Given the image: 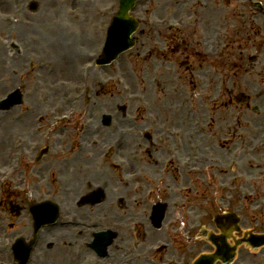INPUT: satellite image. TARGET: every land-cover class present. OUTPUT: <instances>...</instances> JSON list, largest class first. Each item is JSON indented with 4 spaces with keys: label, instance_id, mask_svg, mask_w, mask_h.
Segmentation results:
<instances>
[{
    "label": "rangeland",
    "instance_id": "374dc122",
    "mask_svg": "<svg viewBox=\"0 0 264 264\" xmlns=\"http://www.w3.org/2000/svg\"><path fill=\"white\" fill-rule=\"evenodd\" d=\"M9 3L5 6L2 12H15L16 9H18V6L20 4L21 0H8ZM82 2L85 3V7L81 6L79 4V0H55V1H50V2H44L43 4H40L38 7V11L34 13L29 14V12H16L18 14V19H27L29 21H32L35 24V27L33 31H27L24 30V32L21 35V39L18 40L16 35H17V30L11 31L9 36L4 40V44H6V49H5V54L3 55V58L5 59V64L0 63V98L4 95V93L8 92L12 88H15L16 86L19 87L20 91L24 93V97L26 95V92L28 90H34L35 92L39 88L47 87L49 89L53 87L61 88L58 85V82L60 80L66 81L67 83L72 86L74 84L79 83V79H77L78 75V70L80 67L79 61H76L75 66H73V72L76 73L75 77H70L64 73V71L57 69L53 74H47L44 71H34L29 70L28 71V57L30 52L32 50L30 47L27 46L29 44V41L27 40V36L29 34L31 35H43L49 37L52 41L57 39L61 40L60 37L62 33L59 34L60 32V27L59 25L62 22H67L71 24L70 26V31H66V34L64 35L65 41L67 45V49L71 51V53H74V47H72L70 39H72L71 34L73 32H78L77 30L80 29L78 24L82 23L85 32L93 31L95 30V24H96V19L92 18L91 20H87L85 16V12H87L88 6H90L88 0H81ZM26 3V0H22L21 4L24 6ZM111 4H113V1L110 0H100L97 4H94L95 9L91 10L90 12H107L108 7L110 6L111 9ZM73 7H77L78 13L77 16L74 19H66L65 17V12L64 10L67 11L68 8L73 9ZM80 7V8H79ZM53 9H57L58 12H54ZM43 12V13H42ZM53 15L52 19H49V13ZM110 12V10L108 11ZM44 15V17L42 16ZM103 17V16H102ZM68 20L72 22H68ZM103 23H105V19L102 20ZM51 23L57 27L54 31H49L47 30L48 25L51 26ZM1 24V23H0ZM2 26V27H1ZM9 28L8 26L5 25H0V36L5 35L4 33H8L9 31L7 30ZM78 28V29H77ZM53 32V33H51ZM79 33V32H78ZM99 37V33L97 36V39ZM69 38V39H68ZM15 41L16 44L20 48L21 54L19 56L14 55L15 53L11 48L9 47L10 41ZM142 39H140L139 45H141ZM264 47V45H263ZM138 48V47H136ZM90 50V49H89ZM26 54V57L24 58L23 55ZM57 53L52 52V55H56ZM264 56V55H263ZM262 56V57H263ZM261 58V55H259V59ZM144 59L141 56H138L135 54V50L129 51L126 54L122 55L118 61V65L120 64L121 70L124 74H127L128 78L131 80L129 83L132 85V89L130 90L131 93H138V95L142 98L143 96L141 94L145 93V90H147V83L146 79H144V74L145 70L147 68L144 67L143 71V65L142 61ZM15 61L16 62H24L23 69H22V74L20 76L18 75L17 70L15 71ZM63 62V59L61 60ZM236 65L239 64V61H235ZM148 64V62H146ZM127 67L130 69V72L127 71ZM12 69V70H11ZM108 69V68H107ZM109 70V69H108ZM237 71V70H235ZM133 72H135L133 74ZM232 73V70H231ZM40 74H44V76H47L46 78H43L40 76ZM72 74V73H71ZM104 76H107L110 73V71H104L103 72ZM143 78V79H142ZM242 82V81H240ZM173 83V82H172ZM244 85L247 83L250 88H253L255 85V80H244L242 82ZM67 88V87H66ZM66 88H61V89H66ZM69 88V87H68ZM70 89V88H69ZM183 91H187V89L184 87L182 89ZM245 90L250 93L249 89ZM70 92V90H69ZM67 92L64 91L63 94H56V100H59V98L63 97ZM141 93V94H140ZM219 92H215V96L218 95ZM116 90L111 91V88L109 85H106L105 88H103L102 96L101 98H94V102L92 103V106L90 107L91 109L97 104V109L92 111V117L93 118H100L101 113L105 112H111L114 114L112 117L113 121H117L121 123V120L125 123L126 119L121 118V115L117 111L116 107L117 105H126V99L124 101V95L122 96L120 92H118L117 95ZM37 98L39 99V91L35 93ZM108 95V96H107ZM161 95V104H164L167 99L170 100L168 103L169 105H172L174 101V95L172 96H163ZM211 96V94H210ZM160 98V97H159ZM208 97L204 98L203 101H200L198 98H195L194 101L188 102L191 103L195 106L197 109V122L199 127H203L202 134L197 132L200 131L199 128L194 127L193 121H195V116L191 114L189 111L187 113V117L183 118L182 114H180V109L175 110V114L177 116L178 122H182L183 124V129L190 130V138L193 142L198 143V147L204 148L205 149V154L210 155V150L212 149L213 146L215 145L216 148L214 147L211 150L215 153V156H218L221 159H225L222 163H219V165L223 166L224 164H227V169L228 170H219V171H214L211 166L208 167L207 172H203L199 175H182L180 173H177L176 171L173 170L174 165H171L170 168L168 169L169 172L165 175L162 174L161 172V158L163 156H159L160 158V164L155 165L153 164V157L150 156L146 151H144V141L139 140L138 137L135 134H132L131 137H128L126 139L127 141L131 143V147L128 149L127 145L122 148L120 153L118 154L116 158L120 160H128L130 163V172H136V171H143L145 173H148V176H150V187H146L144 184L143 186L139 185H133L135 190H146L143 191L142 194H140L141 201L137 205V211L138 212H143V215L145 218L143 219V229L146 230L144 232L142 237H138L135 241V246L131 248L129 251L124 252L121 256V259L123 257H133V252L135 254H140L141 250L143 249L146 244L153 243L154 241L158 239H162L161 236V231L160 230H155L153 229L150 231V228L148 227V219H147V214L149 211L148 205L150 202H166L168 204V208L165 211L164 215V220L163 223L166 222L168 219L173 220V230L175 233L182 234V230L186 229L189 224H191L192 227L198 228L197 232L198 233H203L208 230L213 229V225L210 224L212 221V218L216 216L218 212L223 211L220 206L218 207V203H222L225 208H229L237 212V214H242L243 218L246 221V224H255L256 222L259 221V214L257 212H254L256 210L255 203H247L246 205L240 206V202L238 200L241 199L240 196H238L239 189L242 187H245L249 190H254L256 181L259 185L264 184V178L260 179L258 174H262L264 170L261 169V167H264V154L260 155L259 157H256V155L251 154L249 151V147L253 144L255 139L251 138L248 134H245L248 138H246L245 143L243 144L240 139H238L239 135L245 133V130L241 128H237L234 131L236 134H231V135H224L222 138H217L219 134L222 133V124L218 120H211L210 118L213 116L212 109L209 107H206V105L210 106V102L208 103ZM156 102L158 103L159 101ZM129 103V102H128ZM185 103V106L187 109H189V104ZM130 105H134V103H129ZM116 106V107H115ZM215 106H218L215 104ZM80 109H82V106H80ZM218 109V108H216ZM215 109V113H219L218 110ZM17 108L14 107L13 109L11 108L9 111H0V115L3 117L4 114L6 113V118L4 117L2 121L0 120V129L4 128L6 126V129L8 130L11 128V135L8 139H11L13 142L16 141L17 137V130L15 128L16 123L14 120H12L11 116L16 113ZM25 110V109H23ZM135 109H131V115L135 118V124L132 126H128L131 130V133H137V129L141 128L143 125V113L141 112V109L139 112L136 113V110L133 112ZM182 111V110H181ZM218 118L217 116H215ZM121 119V120H120ZM123 123V124H124ZM236 127V126H234ZM103 129H101V132H103ZM110 129V128H109ZM76 134V133H75ZM75 134L68 133L64 135V137H75ZM19 135V134H18ZM223 135V134H221ZM95 138V137H94ZM107 137L105 138H98L96 142H102L105 141ZM137 143H135V142ZM66 145V144H65ZM63 145V147H65ZM244 145L247 146V154L246 157L251 159L252 165H248L247 167H244L242 165V161L238 159L240 156L239 153L241 151V148H244ZM210 147V150L208 149ZM184 151H186L187 147L183 146ZM98 148V146L96 147ZM99 150V149H98ZM208 150V151H207ZM15 151V148L13 151L11 150V154ZM101 150L99 151V153ZM152 153H156V151H151ZM0 153H4V147L0 149ZM103 153V152H102ZM133 153V154H132ZM6 154V153H5ZM132 154V155H131ZM151 154V153H150ZM212 155V154H211ZM207 156V157H208ZM210 157V156H209ZM115 159V158H114ZM126 160V161H127ZM257 160V162H256ZM127 161V162H128ZM256 162V163H254ZM107 164V162H106ZM175 164V163H174ZM207 164V163H204ZM203 164V165H204ZM257 164L259 167L258 173L256 174L255 172L257 171ZM102 165V164H101ZM232 165V166H231ZM226 166V165H225ZM253 166V167H252ZM0 167H7L6 162L4 160V156L0 160ZM102 168L104 171L109 173L111 180L109 178L106 181L107 184H111L114 186H118L117 184V179L119 178V173L113 172L111 169L108 167H105V165H102ZM207 167H203L205 169ZM218 170V169H217ZM255 170V171H254ZM250 171L249 177H246L245 174ZM190 176V177H189ZM257 177V178H256ZM247 178V180L244 179L242 183V179ZM9 188V187H8ZM184 189H187L184 192ZM148 190H151L148 191ZM179 190H181L179 192ZM145 192H148L145 194ZM150 192V193H149ZM27 198V196H26ZM25 198V199H26ZM133 199V198H132ZM0 200L2 198L0 197ZM16 200V197L14 196L12 198V201ZM217 202V203H216ZM216 204V207H215ZM121 210V213L124 214ZM116 216V215H114ZM113 216V217H114ZM118 216V215H117ZM140 217H143L139 215ZM110 219V222H115L114 218ZM18 219H13L10 221H4L1 225H4L5 223H9L11 228L14 231V234H16L17 229H21L24 223V220L20 215H17ZM261 220V219H260ZM175 221V222H174ZM121 225L125 226L128 224L126 220H122L119 222ZM190 226V227H191ZM259 229L263 230L264 229V224L261 223L259 225ZM151 232V234L147 235L144 237L146 234ZM188 232V231H187ZM123 234H126L125 236H120L119 241L121 242H128L129 241V234L127 233V229L125 228L123 230ZM178 237V236H177ZM195 243L203 244L201 237L199 240L195 241ZM49 245H51V252H53L56 249V245L54 243H42L40 246V250L43 251H48L50 250ZM201 247V246H200ZM177 250V246L175 243L170 244V248L167 250V254L170 255L174 253V251ZM48 253L46 254V258L48 259H53L56 262V259L60 260L59 263L57 264H78L80 260H82L81 257L77 256L75 257L74 262H66L67 258H64L63 253L60 254L58 251H55L54 253ZM164 255V254H163ZM161 258V257H160ZM140 257L136 256V261H141L139 260ZM12 258L10 259L9 257V251L6 250V252H0V264H13L11 262ZM31 264H34L32 262ZM40 264V263H36ZM44 264H49V260L45 261ZM54 264V263H52ZM119 264H122L120 262ZM141 264V263H138Z\"/></svg>",
    "mask_w": 264,
    "mask_h": 264
},
{
    "label": "flooded vegetation",
    "instance_id": "af4514ba",
    "mask_svg": "<svg viewBox=\"0 0 264 264\" xmlns=\"http://www.w3.org/2000/svg\"><path fill=\"white\" fill-rule=\"evenodd\" d=\"M243 0H207L208 10L210 12V17L208 19H199L198 21L203 23L205 29V48L211 50L212 53L215 51L214 44V24L219 22L222 26L226 27L225 38H227L228 45L224 48L217 46L219 51L217 55L212 57H206L201 51V43L196 39L195 30L193 34L194 39H190L189 36L184 33L179 34L175 32H161L152 29L149 20L143 19V28L140 34L144 38V42L147 45V52L155 60H174L179 61L182 65H186L185 71L192 78L196 80H206L208 81L209 91L214 94L216 88L218 87L220 94V99L218 98L219 106L226 104L229 110L226 109L224 114L220 117L226 124L224 128L227 134H230V129L232 125H240L242 119L243 123L250 124L253 128L254 138L256 143H260L261 149L259 151L260 155L264 154V61L260 63L259 71L256 74V86H253L251 96L249 100L247 99L244 106H239L236 102L238 101L237 93L241 92V83L235 81L237 73L232 72L233 66H237V71L246 70V65L244 62V51L248 49H255V53H259L262 45V38L259 33L262 32L263 22L247 15V12H232L233 8L242 3ZM219 27L218 29H220ZM232 29V30H231ZM235 42V43H234ZM234 43V45H232ZM232 45L229 49L228 46ZM237 47V54L232 51L234 47ZM257 56V54H256ZM235 58L239 61H231ZM190 59L197 63V67L189 66ZM264 60V59H263ZM233 62V63H232ZM205 64L207 66H205ZM235 100V102L233 101ZM254 104H250L251 102ZM214 104L216 102H213ZM232 103L233 106L230 104ZM229 105V106H228ZM253 112L254 115H247L248 112ZM250 128V126H246ZM236 134V133H233ZM238 139L244 144L246 141V136L239 135ZM245 149V147H244ZM264 170V167H261ZM115 201V213H118V204L126 205L124 200H120L116 197ZM119 199V200H118ZM129 205H127L128 207ZM131 211L125 213L124 215L118 214L114 216V221L110 225H105L104 222H99L95 224L94 230H104L111 229L115 233V238H120L124 236L123 230L129 229V225H121L119 222L122 220H131ZM264 220V214L262 215ZM114 241V240H113ZM87 241H84L83 250L80 262L82 264H119L120 261L126 259L123 257L121 259V254H119V247L124 246L126 242H120V244L115 243L113 245V253L106 260L103 257L96 255L93 251L86 247ZM214 250L212 248H192L186 251L177 252L174 255L173 262L171 264H193L194 261L200 255L211 254ZM230 252V251H229ZM214 264H223L221 261H215ZM232 264H264V250H250L246 246L242 245L236 249L235 257Z\"/></svg>",
    "mask_w": 264,
    "mask_h": 264
},
{
    "label": "bare ground",
    "instance_id": "6f19581e",
    "mask_svg": "<svg viewBox=\"0 0 264 264\" xmlns=\"http://www.w3.org/2000/svg\"><path fill=\"white\" fill-rule=\"evenodd\" d=\"M8 13L9 12H6V16L8 15ZM5 15H2V14H0V20L2 21L5 17H6ZM49 19H52L53 17H52V15H49V17H48ZM0 25H2V23L0 24ZM5 26H8V25H5ZM2 27V26H1ZM30 26H26V27H24V30H26V29H28ZM16 29H18V28H14V26H13V28H7V30L9 31L8 33H4L5 35H3V36H0V63H1V65L2 64H5V59L3 58V55L5 54V47H6V44H4V40L9 36V34L11 33V31L13 32V31H15ZM47 30H50V25H48V27H47ZM19 38H21V35L20 34H18L17 35ZM17 37V38H18ZM18 38V39H19ZM44 41H46V47H49L51 44L49 43V38H47V37H44ZM18 66V63L15 61V69H16V67ZM66 72H69V74L71 75V73H72V69H73V65H72V63H70V65L68 66V67H66ZM12 70V69H11ZM115 85L117 86V84L115 83ZM119 89H122L123 90V88L122 87H118ZM123 127V126H122ZM10 129V128H9ZM8 129V130H9ZM21 129V131H23L24 129H23V127H21L20 128ZM7 130V129H6ZM1 131H3V130H1ZM109 132V131H108ZM3 133H5V131H3ZM6 134V133H5ZM105 134V132H102V133H100V136H103ZM88 139H92L90 136L88 137ZM125 144V141L123 142V145ZM122 145V146H123ZM100 146V145H99ZM88 166L90 165V163L89 162H87L86 163ZM105 174V172L103 173H100V172H98V171H93V170H91L90 168H88L87 166H78V167H76L75 169H74V171H73V183H75V184H78V185H80V186H83L89 179H91V178H95V179H97V180H100L101 179V177L103 176ZM182 174V173H181ZM79 175H82L81 177L79 176ZM182 175H184V173L182 174ZM190 177V176H189ZM61 229H68V227H63V228H61ZM56 239H57V242L58 243H62V240H65L69 245L72 243H74V238L71 236V233H70V231H64V232H61V233H57V235H56ZM70 246H72V245H70ZM51 263H54V264H56V262L55 261H52Z\"/></svg>",
    "mask_w": 264,
    "mask_h": 264
},
{
    "label": "water",
    "instance_id": "95a60500",
    "mask_svg": "<svg viewBox=\"0 0 264 264\" xmlns=\"http://www.w3.org/2000/svg\"><path fill=\"white\" fill-rule=\"evenodd\" d=\"M121 1H122L123 4L125 3V0H121Z\"/></svg>",
    "mask_w": 264,
    "mask_h": 264
}]
</instances>
